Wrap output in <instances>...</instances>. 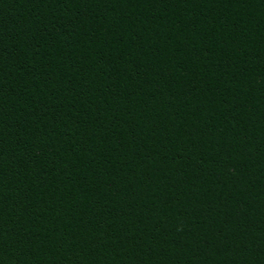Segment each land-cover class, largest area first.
I'll use <instances>...</instances> for the list:
<instances>
[{"label":"trees","instance_id":"trees-1","mask_svg":"<svg viewBox=\"0 0 264 264\" xmlns=\"http://www.w3.org/2000/svg\"><path fill=\"white\" fill-rule=\"evenodd\" d=\"M0 264H264V0H0Z\"/></svg>","mask_w":264,"mask_h":264}]
</instances>
